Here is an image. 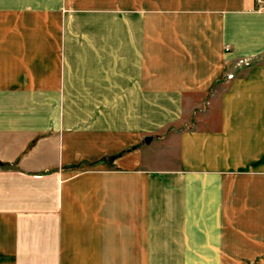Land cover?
<instances>
[{
	"label": "crops",
	"instance_id": "crops-1",
	"mask_svg": "<svg viewBox=\"0 0 264 264\" xmlns=\"http://www.w3.org/2000/svg\"><path fill=\"white\" fill-rule=\"evenodd\" d=\"M0 264H264V7L0 0Z\"/></svg>",
	"mask_w": 264,
	"mask_h": 264
},
{
	"label": "built area",
	"instance_id": "built-area-1",
	"mask_svg": "<svg viewBox=\"0 0 264 264\" xmlns=\"http://www.w3.org/2000/svg\"><path fill=\"white\" fill-rule=\"evenodd\" d=\"M258 5L261 7L264 4V0H256Z\"/></svg>",
	"mask_w": 264,
	"mask_h": 264
},
{
	"label": "water",
	"instance_id": "water-1",
	"mask_svg": "<svg viewBox=\"0 0 264 264\" xmlns=\"http://www.w3.org/2000/svg\"><path fill=\"white\" fill-rule=\"evenodd\" d=\"M151 140V137H147L146 138V142L149 143V141Z\"/></svg>",
	"mask_w": 264,
	"mask_h": 264
},
{
	"label": "rangeland",
	"instance_id": "rangeland-1",
	"mask_svg": "<svg viewBox=\"0 0 264 264\" xmlns=\"http://www.w3.org/2000/svg\"><path fill=\"white\" fill-rule=\"evenodd\" d=\"M261 7H264V4Z\"/></svg>",
	"mask_w": 264,
	"mask_h": 264
}]
</instances>
